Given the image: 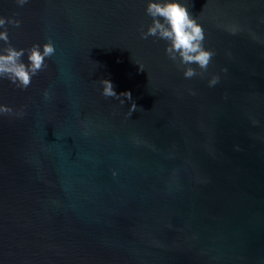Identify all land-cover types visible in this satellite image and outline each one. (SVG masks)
<instances>
[{"label": "water", "instance_id": "obj_1", "mask_svg": "<svg viewBox=\"0 0 264 264\" xmlns=\"http://www.w3.org/2000/svg\"><path fill=\"white\" fill-rule=\"evenodd\" d=\"M182 2L203 78L141 38L147 0H0L14 47L56 49L0 79V264H264V0Z\"/></svg>", "mask_w": 264, "mask_h": 264}, {"label": "clouds", "instance_id": "obj_2", "mask_svg": "<svg viewBox=\"0 0 264 264\" xmlns=\"http://www.w3.org/2000/svg\"><path fill=\"white\" fill-rule=\"evenodd\" d=\"M15 3L23 7L29 3V0H15ZM145 13L151 17V23L146 31L141 30V38L156 37L165 41V54L178 69L182 70L186 79L203 78L215 52L205 48V30L202 24L197 22V18L191 15L186 3L182 0H147ZM8 25L19 28L21 20L0 15V29H2L0 30V41L4 44L0 47V79H7L17 88L24 90L31 86L34 76L47 68L46 60L55 54L56 49L51 39L43 43L42 50L39 44H33L28 49L16 48L10 43ZM236 31L237 29H232L233 34ZM25 53H27V63L22 59ZM219 81V75L213 74L208 84L212 87ZM99 83L102 85L101 94L104 97L119 99L121 104L124 103L121 97L132 100L130 91L118 95L109 79H101ZM44 95L47 97L48 93L45 92ZM137 108L133 101L129 108L130 116ZM13 114L19 115L20 113H15L10 106L0 104V115Z\"/></svg>", "mask_w": 264, "mask_h": 264}]
</instances>
